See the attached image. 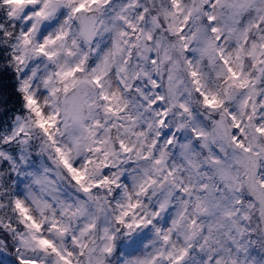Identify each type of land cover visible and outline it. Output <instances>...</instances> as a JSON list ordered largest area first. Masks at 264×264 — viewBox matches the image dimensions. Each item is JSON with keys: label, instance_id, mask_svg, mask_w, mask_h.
Segmentation results:
<instances>
[{"label": "snow or ice", "instance_id": "snow-or-ice-1", "mask_svg": "<svg viewBox=\"0 0 264 264\" xmlns=\"http://www.w3.org/2000/svg\"><path fill=\"white\" fill-rule=\"evenodd\" d=\"M117 254L264 264V0H0V264Z\"/></svg>", "mask_w": 264, "mask_h": 264}, {"label": "clouds", "instance_id": "clouds-1", "mask_svg": "<svg viewBox=\"0 0 264 264\" xmlns=\"http://www.w3.org/2000/svg\"><path fill=\"white\" fill-rule=\"evenodd\" d=\"M33 155H37L35 150H33ZM42 158H43L44 162L48 163L49 165L51 164V161L48 160L47 156H43ZM40 159H41V157L37 156V161H39ZM65 191H66V189H65ZM145 203H147V202L145 201ZM115 211L116 210L114 209V207L112 205H106V213L101 214V216L98 218L99 221L100 222H108V223H110L112 225L113 228H119L120 226L116 225L114 220L112 219L113 216L115 215ZM142 211H143L142 208L135 210L137 215H139ZM137 236H139V232H137ZM118 238L123 239L124 246H127L129 244V241L132 239V237H130V236L129 237H124L123 233H121V236L118 237ZM122 250L126 251L127 248L122 246ZM118 255L119 254H117V256H112L109 259L108 264H119Z\"/></svg>", "mask_w": 264, "mask_h": 264}]
</instances>
